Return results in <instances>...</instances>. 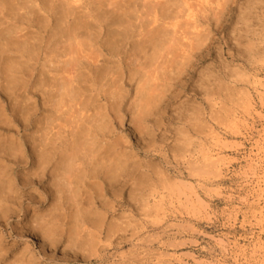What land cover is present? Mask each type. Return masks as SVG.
Listing matches in <instances>:
<instances>
[{"label":"bare ground","instance_id":"6f19581e","mask_svg":"<svg viewBox=\"0 0 264 264\" xmlns=\"http://www.w3.org/2000/svg\"><path fill=\"white\" fill-rule=\"evenodd\" d=\"M208 13L203 0H0V232L36 237L42 250L50 248L49 254L44 250L49 258L64 243L67 262L95 250L98 234L109 239L112 220L103 216L105 202L115 194L100 174L84 180L71 211L65 209L75 236L46 228L34 207L20 230L9 227V221L28 215L37 201H49V208L62 202L52 169L70 178L102 142L106 149H128L130 167L148 168L136 156L153 155L155 130L209 46L202 42ZM130 134H136V143ZM211 162L220 164L219 159ZM24 167L29 171L19 174ZM25 190L29 193L20 195ZM101 220L104 227L98 229ZM29 248L16 249L13 259L36 264Z\"/></svg>","mask_w":264,"mask_h":264},{"label":"rangeland","instance_id":"374dc122","mask_svg":"<svg viewBox=\"0 0 264 264\" xmlns=\"http://www.w3.org/2000/svg\"><path fill=\"white\" fill-rule=\"evenodd\" d=\"M212 55L215 58V52ZM245 67H248L247 63ZM214 72V69H209L210 79L215 78ZM262 82L264 74L257 73L253 78L247 73H239L233 86L220 96L206 97L203 90L196 93L195 102L201 107L189 109L192 123L186 125V136L196 137L190 141L193 147L188 149L192 156L190 166L180 167L181 176L150 188H141L138 192L144 206H153L151 218L159 223L148 224L141 231L138 225L127 227L128 221H125L120 226L124 229L122 231L117 232L111 226V239L110 236L109 239L103 238L105 233L102 230L103 233L97 235L100 240L96 238V249L87 252L89 256L86 251L85 254L79 252L77 260L70 259L72 262H67L62 256L64 243L51 251L54 259L44 256V250L49 254L50 248L42 250L36 237L34 240L16 237L20 244L17 250L29 245L31 254L37 258L33 259L36 264H264ZM132 96L133 90L124 108L128 107ZM186 97L188 103L193 102L190 87L173 98L174 103L167 110L163 123L155 130V146L178 135L173 128L176 124L174 113L183 107L181 101ZM169 116L174 119H168ZM128 126L129 114L124 118L123 134L127 133ZM135 136L130 134L128 137L131 143H136ZM165 148L171 149L172 145L165 144ZM156 151L157 148L151 156L143 153L136 156L149 165L145 170L152 171L162 165L163 158ZM214 157L219 159L218 167L211 165L212 160H218ZM168 159L172 160L171 152ZM18 171L21 174L29 168ZM28 193L29 190H25L20 195ZM128 195V191H124L125 203L121 208L129 207L139 220L140 207L131 203ZM195 196L199 201L194 202ZM33 205H30L28 215L11 218L9 227L20 230L33 213L30 211ZM121 208H117L115 214L109 212L107 221H113V215L120 220ZM17 250L15 253L19 252Z\"/></svg>","mask_w":264,"mask_h":264},{"label":"clouds","instance_id":"9594fccd","mask_svg":"<svg viewBox=\"0 0 264 264\" xmlns=\"http://www.w3.org/2000/svg\"><path fill=\"white\" fill-rule=\"evenodd\" d=\"M203 2L209 6V13L203 25L202 42L209 46L196 58L183 84V87L191 88L193 102L188 103L186 97L185 101H181L183 107L179 112L174 113L176 124L173 128L178 135L165 139L164 143L156 146V154L163 158L162 165L156 166L153 171L140 169L135 164L130 167L133 158L126 155L127 149L122 146H109L106 149L102 142L90 150L85 157L84 166L77 169L70 178H66L64 174L53 168V176L58 182L57 188L63 196V201H58L52 208L48 207L47 200L42 203L37 201L33 209L37 214V221L46 228L55 232L67 231L75 236V225L69 223L70 217L65 209L71 211L69 206L75 203L73 196L78 194L83 181L89 179V176L95 179L97 174L108 180V186L115 194L114 200L105 202L104 219L109 212L115 214L116 209L124 205L123 193L126 190L129 193L128 200L141 210V217L137 220L129 207L121 208L120 220H116L113 215L112 227L115 231L124 230L120 226L125 221H128L127 227L138 225L141 231L148 224L159 223L151 218L153 206H144L143 200L138 197V192L141 188H150L154 184L177 178L182 175L179 172L180 167L190 166L192 156L188 149L193 147L190 141L196 140V137L186 136V125L192 123V112L189 109L201 107L195 102L197 91L203 90L205 96L209 98L220 96L233 86L237 74L247 73L253 78L257 73L264 74V0H203ZM213 52L216 54L215 58ZM209 69L215 70L214 79L209 78L207 74ZM261 86L264 87V82ZM115 103L117 105L115 110L119 114L118 97L115 98ZM137 112L142 120L144 113L139 108ZM181 113L185 114V118H181ZM165 144L172 145V148L166 149ZM169 152L172 155L171 161L168 159ZM169 169L173 171L169 172ZM137 171L138 177L135 175ZM119 180L126 182L121 184L117 182ZM89 208L94 209L95 204L90 203ZM76 220L77 222L79 220L78 207ZM103 227L101 220L98 229ZM18 246L15 236L0 232V264H23L19 259H13Z\"/></svg>","mask_w":264,"mask_h":264}]
</instances>
